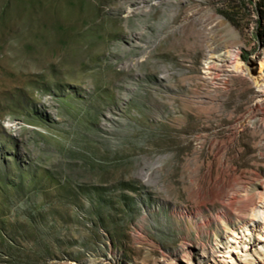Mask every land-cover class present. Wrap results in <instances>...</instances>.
<instances>
[{"label":"rangeland","instance_id":"obj_1","mask_svg":"<svg viewBox=\"0 0 264 264\" xmlns=\"http://www.w3.org/2000/svg\"><path fill=\"white\" fill-rule=\"evenodd\" d=\"M263 61L264 0H0V264H264Z\"/></svg>","mask_w":264,"mask_h":264},{"label":"bare ground","instance_id":"obj_2","mask_svg":"<svg viewBox=\"0 0 264 264\" xmlns=\"http://www.w3.org/2000/svg\"><path fill=\"white\" fill-rule=\"evenodd\" d=\"M232 59H233V62H234V67L236 69H239L241 68V60L239 59L238 57V53L237 52H234V54L232 55ZM263 67H264V61H263ZM250 74V73H249ZM252 75V74H251ZM258 77V76H257ZM255 80H256V76H254ZM262 96H264V89H262ZM260 180V179H259ZM256 183H254V189L256 187ZM252 186V185H251ZM264 204V203H263ZM246 209V206H245V203H243L242 205L239 206V211H243ZM251 209V208H250ZM250 211V210H248ZM250 216L251 218L250 219H246L245 217L243 218V226H246L247 224H249L248 222L252 220V217H256L257 216V219L254 218L255 220L253 221L252 223V227L253 226H256L258 227L260 230H262L264 232V206H259V205H256V203L253 205V208L251 209L250 211ZM233 225V224H232ZM247 229V228H246ZM235 242H239L237 239L235 240ZM264 247V246H263Z\"/></svg>","mask_w":264,"mask_h":264}]
</instances>
